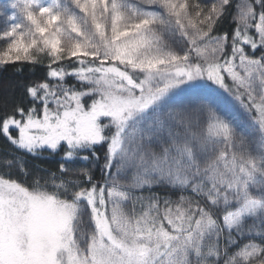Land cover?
Segmentation results:
<instances>
[{
  "label": "snow or ice",
  "instance_id": "1",
  "mask_svg": "<svg viewBox=\"0 0 264 264\" xmlns=\"http://www.w3.org/2000/svg\"><path fill=\"white\" fill-rule=\"evenodd\" d=\"M8 66L0 264H264V0H0Z\"/></svg>",
  "mask_w": 264,
  "mask_h": 264
},
{
  "label": "trees",
  "instance_id": "2",
  "mask_svg": "<svg viewBox=\"0 0 264 264\" xmlns=\"http://www.w3.org/2000/svg\"><path fill=\"white\" fill-rule=\"evenodd\" d=\"M24 68L25 72H27L28 66L24 65ZM13 72V66H8L5 71L0 72V94H2L4 87L14 79ZM10 151L11 146L7 145L5 141L0 138V161H3L4 158L8 156ZM25 164L29 169H31L34 164V161L32 160V158L28 157L25 159Z\"/></svg>",
  "mask_w": 264,
  "mask_h": 264
},
{
  "label": "rangeland",
  "instance_id": "3",
  "mask_svg": "<svg viewBox=\"0 0 264 264\" xmlns=\"http://www.w3.org/2000/svg\"><path fill=\"white\" fill-rule=\"evenodd\" d=\"M3 164H4V160L3 161H0V170L3 169ZM14 168H15V166H14Z\"/></svg>",
  "mask_w": 264,
  "mask_h": 264
}]
</instances>
